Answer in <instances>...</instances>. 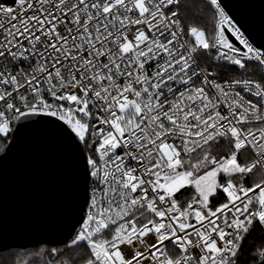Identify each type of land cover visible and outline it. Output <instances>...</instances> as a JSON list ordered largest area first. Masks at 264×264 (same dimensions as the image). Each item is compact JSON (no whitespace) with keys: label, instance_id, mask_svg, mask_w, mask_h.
<instances>
[{"label":"snow or ice","instance_id":"1","mask_svg":"<svg viewBox=\"0 0 264 264\" xmlns=\"http://www.w3.org/2000/svg\"><path fill=\"white\" fill-rule=\"evenodd\" d=\"M226 7L0 0V157L66 177L45 264H264V38Z\"/></svg>","mask_w":264,"mask_h":264},{"label":"water","instance_id":"2","mask_svg":"<svg viewBox=\"0 0 264 264\" xmlns=\"http://www.w3.org/2000/svg\"><path fill=\"white\" fill-rule=\"evenodd\" d=\"M246 34L264 38V0H224ZM63 163L45 143L28 138L6 159L0 157V238L12 247L60 244Z\"/></svg>","mask_w":264,"mask_h":264},{"label":"trees","instance_id":"3","mask_svg":"<svg viewBox=\"0 0 264 264\" xmlns=\"http://www.w3.org/2000/svg\"><path fill=\"white\" fill-rule=\"evenodd\" d=\"M259 174L257 175L258 178ZM59 244H37L26 247H11L0 254V264H45L50 256L42 249L57 247Z\"/></svg>","mask_w":264,"mask_h":264},{"label":"built area","instance_id":"4","mask_svg":"<svg viewBox=\"0 0 264 264\" xmlns=\"http://www.w3.org/2000/svg\"><path fill=\"white\" fill-rule=\"evenodd\" d=\"M234 39V38H233Z\"/></svg>","mask_w":264,"mask_h":264}]
</instances>
